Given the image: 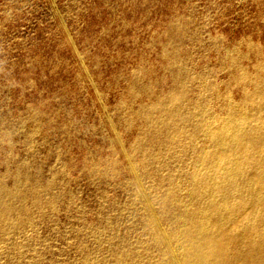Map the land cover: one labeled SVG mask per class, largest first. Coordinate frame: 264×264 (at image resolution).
I'll use <instances>...</instances> for the list:
<instances>
[{
    "label": "rangeland",
    "instance_id": "obj_1",
    "mask_svg": "<svg viewBox=\"0 0 264 264\" xmlns=\"http://www.w3.org/2000/svg\"><path fill=\"white\" fill-rule=\"evenodd\" d=\"M178 65L211 115L243 104L241 73L264 87V0H0V179L23 169L60 197L0 234V264L109 260L116 231L134 241L137 113Z\"/></svg>",
    "mask_w": 264,
    "mask_h": 264
},
{
    "label": "bare ground",
    "instance_id": "obj_2",
    "mask_svg": "<svg viewBox=\"0 0 264 264\" xmlns=\"http://www.w3.org/2000/svg\"><path fill=\"white\" fill-rule=\"evenodd\" d=\"M173 74L175 86L137 113L145 128L132 147L139 160L128 208L135 213L128 225L139 227L134 241L116 231L108 243L111 259L82 262L264 264L263 82L241 73L239 80L255 87L243 104L229 105L220 117L200 97H188L197 77L179 65ZM187 153L192 158L184 169ZM171 165L177 173L159 169ZM10 175L12 188L0 179L3 238L8 230L35 224L32 209L55 211L60 199L50 194L52 182L23 169Z\"/></svg>",
    "mask_w": 264,
    "mask_h": 264
}]
</instances>
